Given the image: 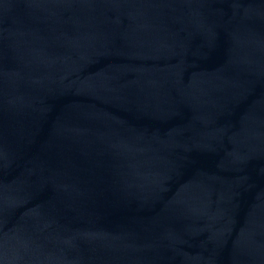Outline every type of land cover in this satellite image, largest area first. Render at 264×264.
Listing matches in <instances>:
<instances>
[{
  "label": "water",
  "instance_id": "1",
  "mask_svg": "<svg viewBox=\"0 0 264 264\" xmlns=\"http://www.w3.org/2000/svg\"><path fill=\"white\" fill-rule=\"evenodd\" d=\"M0 264H264V0H0Z\"/></svg>",
  "mask_w": 264,
  "mask_h": 264
}]
</instances>
